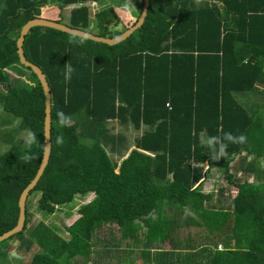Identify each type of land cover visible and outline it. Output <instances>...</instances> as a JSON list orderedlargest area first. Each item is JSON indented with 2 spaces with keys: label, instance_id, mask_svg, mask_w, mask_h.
I'll list each match as a JSON object with an SVG mask.
<instances>
[{
  "label": "trees",
  "instance_id": "trees-1",
  "mask_svg": "<svg viewBox=\"0 0 264 264\" xmlns=\"http://www.w3.org/2000/svg\"><path fill=\"white\" fill-rule=\"evenodd\" d=\"M101 1L0 0V111L12 118L0 121L9 146L0 154V235L16 225L19 196L39 167L44 145V94L19 61V32L37 17L61 23L64 8L76 5L66 25L89 31L94 22L97 35L106 37L107 24L124 19L126 30L143 5L135 3L138 10L133 6L129 17L136 20L126 26L128 16L118 17L111 7L91 21L84 3ZM45 5L57 6L56 12L41 16ZM23 51L50 87L51 153L26 200L23 230L1 243L18 240L24 256L38 247L27 264H78L79 257L89 258L94 233L103 225H116L121 239H138L141 226L146 244L167 242L178 250L168 254L178 257L192 240L167 235L180 229L176 212L188 210L185 224L208 231L225 226L239 238L233 247L228 238L222 251L197 250L207 257L204 264H264V104L247 108L237 99L254 93L264 98V0H150L143 25L117 45L34 27ZM67 64L73 69L69 81ZM19 67L31 78H23ZM60 111L71 117L69 126L58 124ZM114 121L142 133L131 142L112 132ZM19 132L28 139L20 141ZM225 133L244 134L247 141L229 144L228 154L215 159L205 140ZM213 168L236 191L228 213L217 204L228 201L223 187L217 200L202 192ZM92 193L65 229L41 221L28 227L31 195H39L37 210L53 214ZM160 258L156 264H164Z\"/></svg>",
  "mask_w": 264,
  "mask_h": 264
},
{
  "label": "rangeland",
  "instance_id": "rangeland-1",
  "mask_svg": "<svg viewBox=\"0 0 264 264\" xmlns=\"http://www.w3.org/2000/svg\"><path fill=\"white\" fill-rule=\"evenodd\" d=\"M139 1L140 0H110V2H109V0H106V4H108V5H106V8H107V6L111 5L112 7H114L113 11L115 9L116 10H122V12H120L119 15H121L122 17L124 15L128 16L127 18H125V25L129 26V25H132V22L135 21L136 19H135V17H133V18L129 17L130 13L125 10L124 6L126 3L130 2L131 6L132 7L134 6V8L137 9V7H135L136 6L135 3L139 2ZM96 6L100 7V5H96ZM70 9H71V6L64 8V11L62 14L63 19H61V21H62L61 23H63V24L68 23V15H69ZM93 12H96V11H93ZM131 14H133V12H131ZM119 15H118V17H119ZM122 21H124V19ZM122 21L118 22V21L114 20V22L107 24L105 26V29H103V30H105L104 31L105 36L109 37L110 35H113L116 32H123L124 31V25L121 23ZM93 24L95 26H90L88 30H89V32H91V33L93 32L97 35L100 32L98 31V27H96V24L94 22H93ZM21 69H23V72L25 73L23 75L24 76L23 78H25V79L31 78V74L27 69L19 67V70H21ZM14 76L15 75L10 72V77L13 78ZM29 81H27V82H29ZM237 99L241 103H242V101H244V105L247 108H251L254 105L256 106V105L264 104V98L261 95H258L255 93L249 94L246 97L237 95ZM6 117L12 119L10 117V115L3 114V112L0 111V121ZM10 119H9V121H10ZM110 123L111 124H110L109 128L112 129V132L114 134H120L122 136H125L129 140H131V142L134 140L135 137L139 136L142 133L141 131L136 132V131L131 130L129 128L122 127V126L118 125V123L116 121L110 122ZM12 124L16 125V122H11L9 124V126ZM3 130H4V128H1V125H0V154L4 153L9 148V146L7 147L5 145V143L3 142V139H2ZM17 136L20 139V141L22 139H28L27 132H19L17 134ZM237 162H238V160L236 161V159H235L233 165H236ZM205 170H206V168H204V171ZM237 176L243 177V174L241 172H238ZM248 181L252 182L254 180L252 178H248ZM220 186L225 189V191L223 193L224 197L228 198V201L224 204L231 203L230 202L231 199H229V198L232 195L234 197L236 195V192L235 191L232 192L233 188H232V190H230L231 188H228L227 181H225L223 179V177L221 176V174L219 172H217L216 169L214 168L210 171L209 178L207 179V181H205V183L203 182L202 192L203 193H209L212 190L213 195H214L213 199L217 200L218 195H219L217 189ZM38 197H39L38 194H33L29 198L28 203H29V213L31 215V220L28 224V227L34 226L36 223L41 221L43 223L48 224L53 229L54 228L58 229L57 231L59 232L63 228L65 229V227L70 226L73 223V221H75L78 218L77 212H78V209L80 207V204L81 203H87L90 199H92L94 197V194L92 193L89 197L87 196L86 198H82L80 196H77L74 198V200L71 203H68L66 205L61 206V208L57 209L56 212L53 214H47V213H44L42 211L37 210L36 204H37ZM107 227H108L107 225H103L99 230H97V232L94 233V238L98 237L99 235L106 234L107 232L105 231V228H107ZM188 229H189V227L187 228L186 231H182L183 238H185L187 236ZM203 230L205 232L207 231V229H205V228ZM65 232L66 231H64V233ZM191 233H194V231L191 230V228H190V231H189L190 236H191ZM201 235L203 236V233H201ZM210 240H211L210 237H207V238L203 239L201 242L202 243L203 242H209ZM223 242H224V240H220V243H223ZM18 243H19L18 240H15L14 242L9 241V242H5V243L0 244V264H27L29 261L30 254L35 252V251H38L37 250L38 247L34 246L31 248L32 251L28 252L27 256H24L25 255L23 253L24 251H22L20 248H18ZM117 247L123 248L124 243L123 244L121 243V245L117 246ZM108 248L109 249L112 248V250H113V247H108ZM106 249H107L106 247H103L100 244L94 246L93 250L95 251V253L92 250V255L90 256V262L92 264H95L96 262L98 264H107V263H104L106 261L103 259L102 255H101V253H105ZM97 251H100V253L98 254ZM79 259H82V258L79 257ZM108 264H118V263L116 261H111Z\"/></svg>",
  "mask_w": 264,
  "mask_h": 264
},
{
  "label": "crops",
  "instance_id": "crops-1",
  "mask_svg": "<svg viewBox=\"0 0 264 264\" xmlns=\"http://www.w3.org/2000/svg\"><path fill=\"white\" fill-rule=\"evenodd\" d=\"M109 2H110V0H109ZM84 5L88 6L90 20L93 21L94 16L98 12L106 9V5H108V4H106V0H102L99 3H97V2H86V3H84ZM96 5H100V7H97ZM1 6H2V4H0V7ZM70 6H71V9L75 8V7H79L76 5H70ZM54 7H57V6H53V5L43 6L41 8V16H47V15H50V13H52V12H56V9H54ZM108 7H111L114 9V7H112L111 5L107 6V8ZM93 11H96V12H93ZM114 12L117 15H119V13L122 12V10H116L115 9ZM11 73H13V72H11ZM210 171H209V173H210ZM216 171L219 172L218 170H216ZM208 178H209V176H207V178H205L204 183H205V181H207ZM220 188H221V186L217 189L218 193H219ZM230 190H232V188ZM234 191L235 190L233 189L232 192H234ZM209 193L211 194V193H213V191L211 190ZM205 194H208V193H205ZM90 195H88V197ZM213 197H214V195H213ZM232 198H234L233 195L229 199L232 200ZM91 200L92 199H90L89 201H91ZM83 204H86V203H81L80 205H83ZM217 204H219V206L222 205L223 211L226 213H228L227 211H229L230 207L232 208V203H227V204L217 203ZM169 210L170 209H168V211ZM188 212H189L188 210H185L184 213L182 214V216H181V214H179V212L178 213L176 212V217L178 219V223L180 224V229L173 230V231H171V229H170L169 233L167 235L169 239L179 238L180 240H182L183 239L182 231H186L187 228L189 227L188 232H187V236L184 238V242L187 243L189 239H191L192 242L189 243L188 248L183 246L184 249H182L181 255L178 257L176 255H172V257H171L170 254L174 250H172L173 247L170 246V244L167 242H152L150 244H146V240L144 239L145 228L141 227V226L138 228L137 233L135 235V236H138V239H134V238L133 239L132 238L121 239V236H122L121 232L117 228L116 225L105 224L108 226L107 228H105V231L107 233L103 234V235H99L96 238H94V237L92 238V241H93L92 250H93V247L98 245V244L102 245L103 247H106L107 249L105 250V253H101V255H102L103 259L106 261L104 263H107V264L111 261H116L118 264H144L143 262L145 260H147L150 264H156V261L161 259L160 257L165 258V260L163 261L164 264H178V263H180V264H204L205 263L204 261L206 260L207 257L202 253H201V255L197 256L196 255L198 252L197 250H200L202 247L209 246L211 248V250L222 251L224 249V244L226 243L228 238H230L232 241V243H231L232 247H233V245L235 246V243L239 241V238L237 236H235V235L231 236V233L229 232V228H226L225 226L220 227L218 229H214L212 231L207 230L205 232L203 230L204 227L200 228L198 225H191L190 224L191 221L189 222V220H188V221H186V224L189 225L187 227V225L185 224V218H186ZM136 224H138V221H136ZM190 228H191V230L194 231V233H191V236L189 234ZM201 233H203V236L201 235ZM163 237H165V234H163ZM207 237H210L211 240L209 242H203L202 243L201 241ZM135 240L137 242H135ZM220 240H224V242L220 243ZM121 243L122 244L124 243V247L118 248L117 246H120ZM108 247H113V250H112V248L109 249ZM115 250H116V252H115ZM142 251L149 252L150 257L148 255H145L143 257ZM97 252H98V254L100 253V251H97ZM161 252H163V253L161 254ZM174 252L178 253V250H175ZM94 253H95V251H94ZM168 253H170V254H168ZM159 254H161V255H159ZM91 255H92V252H91L90 256ZM90 256L86 260H84L83 258L82 259L78 258L77 259L78 264H92L90 262ZM118 258L121 259L122 261L117 260ZM130 259H133V261H130ZM95 264H98V263L96 262Z\"/></svg>",
  "mask_w": 264,
  "mask_h": 264
},
{
  "label": "water",
  "instance_id": "water-1",
  "mask_svg": "<svg viewBox=\"0 0 264 264\" xmlns=\"http://www.w3.org/2000/svg\"><path fill=\"white\" fill-rule=\"evenodd\" d=\"M149 4H150V0H143L141 13L138 16L136 22L132 26L124 30L121 34L115 37H102V36L93 34L89 31L73 28L66 24L48 20L42 17H37L31 20H28L22 26L19 32V36L16 40L17 54H18L20 63L23 66L30 68L31 72L36 76L43 90L44 106H45L44 126H43L44 145H43V154H42L39 167L34 177L32 178V180L22 190L19 196V199H18L19 213H18L16 225L12 229L0 235V243L23 230L25 219H26V200L29 196L30 191L33 190V188L35 187V185L41 178L49 162V157L51 153V93H50V87L46 80L45 74L42 72V70L37 65L27 60L24 55L23 42H24L25 36L28 34L30 29L34 27H46V28L55 29V30L67 33L69 35L79 37V38L88 39V40L95 41L98 43L106 44L108 46H114L126 40L127 38H129L137 29H139L143 25L145 18L147 16ZM132 148L133 146L129 147V150L123 155V158H126L129 155V151H131ZM120 161L118 162L120 163Z\"/></svg>",
  "mask_w": 264,
  "mask_h": 264
},
{
  "label": "clouds",
  "instance_id": "clouds-1",
  "mask_svg": "<svg viewBox=\"0 0 264 264\" xmlns=\"http://www.w3.org/2000/svg\"><path fill=\"white\" fill-rule=\"evenodd\" d=\"M199 2V0H197ZM125 10L131 13L132 11V6L130 2L125 4ZM65 79L66 81H69L71 79V73L73 72L72 67L70 64L65 65ZM57 121L58 124L61 127H66L69 126L72 122L71 117L66 115L63 111H60L57 113ZM247 137L244 134H239V135H233L232 133H225L223 138L221 137H210L205 140V143L208 145L210 151L213 153V156L215 159H219L223 156H226L227 153V148L229 144H237V143H246ZM63 138L58 137L57 138V143H62Z\"/></svg>",
  "mask_w": 264,
  "mask_h": 264
}]
</instances>
